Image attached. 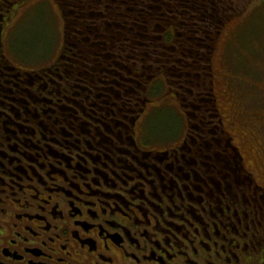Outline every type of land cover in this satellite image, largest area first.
<instances>
[{"label": "flooded vegetation", "instance_id": "flooded-vegetation-1", "mask_svg": "<svg viewBox=\"0 0 264 264\" xmlns=\"http://www.w3.org/2000/svg\"><path fill=\"white\" fill-rule=\"evenodd\" d=\"M252 1L250 14L264 17V0ZM4 54L10 67L0 72V90L5 84L11 97L0 96V125L9 126L6 138L0 130V264H264V229L256 236L255 215L243 211L245 180L227 168L221 140L194 113L180 105L187 120L180 144L148 147L139 131L150 100L138 115L99 114L100 96L67 95L54 80L55 62L32 77L40 70H21ZM253 85L261 90L257 128L264 126V83ZM249 175L258 219L264 186Z\"/></svg>", "mask_w": 264, "mask_h": 264}, {"label": "trees", "instance_id": "trees-1", "mask_svg": "<svg viewBox=\"0 0 264 264\" xmlns=\"http://www.w3.org/2000/svg\"><path fill=\"white\" fill-rule=\"evenodd\" d=\"M51 1L63 22V43L52 71L56 70L54 80L66 89V94L81 97L98 94L100 99L95 103L99 114L105 115L110 108L115 115L124 111L138 115L143 110L142 104L150 99L149 85L163 80L186 114L194 113V122L201 121L205 129L214 131L213 141L221 140L220 150L227 154V168H238L237 175L245 180L243 211L255 215L254 234L263 235L264 211L259 212L257 219V208L261 205H255L254 198L249 197L255 191L253 185L249 187L250 175L240 165V155L226 145L228 136L219 125L212 68L222 24L241 15L252 0ZM27 2L0 0V35ZM7 67L10 66L6 60L0 57V72ZM48 71L42 69L31 75L36 77ZM6 79L4 74L3 82ZM26 79L22 76L18 81ZM1 88L4 92L0 90V96L9 97L7 86L3 84ZM81 88L86 91L81 92ZM35 89L37 95L42 90ZM58 95L62 92L55 89L54 96ZM112 103L113 108L109 105ZM187 119L193 122L191 117ZM8 127L0 125L5 138L4 129ZM212 145L216 147L214 142Z\"/></svg>", "mask_w": 264, "mask_h": 264}, {"label": "rangeland", "instance_id": "rangeland-1", "mask_svg": "<svg viewBox=\"0 0 264 264\" xmlns=\"http://www.w3.org/2000/svg\"><path fill=\"white\" fill-rule=\"evenodd\" d=\"M254 2L246 7L249 12L240 24L239 16L232 17L234 21L217 38L212 68L223 126L246 170L264 186V126L253 128L254 103L261 94L253 84L264 83V17L250 14ZM0 42L9 62L21 70H42L54 63L63 43V22L56 5L51 0H28L0 35ZM148 95L140 137L146 146L161 150L180 144L187 120L177 98L161 79L149 85Z\"/></svg>", "mask_w": 264, "mask_h": 264}]
</instances>
